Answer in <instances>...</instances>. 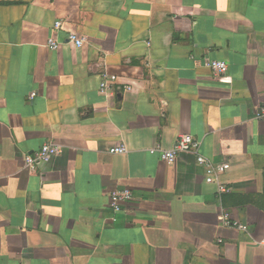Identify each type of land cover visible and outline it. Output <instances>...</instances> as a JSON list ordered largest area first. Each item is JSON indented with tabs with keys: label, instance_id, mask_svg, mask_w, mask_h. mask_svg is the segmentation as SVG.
Returning a JSON list of instances; mask_svg holds the SVG:
<instances>
[{
	"label": "crops",
	"instance_id": "crops-1",
	"mask_svg": "<svg viewBox=\"0 0 264 264\" xmlns=\"http://www.w3.org/2000/svg\"><path fill=\"white\" fill-rule=\"evenodd\" d=\"M70 30L83 47L47 46ZM105 70L135 89L101 93ZM263 105L264 0H0V264H264ZM182 134L231 164L227 192L161 159Z\"/></svg>",
	"mask_w": 264,
	"mask_h": 264
},
{
	"label": "built area",
	"instance_id": "built-area-1",
	"mask_svg": "<svg viewBox=\"0 0 264 264\" xmlns=\"http://www.w3.org/2000/svg\"><path fill=\"white\" fill-rule=\"evenodd\" d=\"M62 21H56L54 24V31L58 32L62 28ZM64 44H70L77 48H81L86 44V37L77 31L70 30L65 41L58 40L55 36H51L47 40V46L53 50L60 49ZM206 65L211 68L214 75L224 76L229 71V65L222 60L208 59ZM100 92L103 94L112 95L121 90L132 91L135 85L131 83H124L120 81L119 76L111 74L107 70L100 74ZM256 118L264 119V105L257 111ZM201 141L196 139L191 134H182L173 143L171 148L167 150H160V156L163 161L168 164H173L181 153L193 154L196 163L203 167L205 179L207 183L217 184L218 192L224 193L229 190V187L223 182L222 175L230 168L229 162L217 163L213 162L201 153ZM63 148L54 143L47 142L39 150L28 154L26 156V167L32 171H37L42 165L50 162L54 157L62 153ZM128 151L125 144L112 146L109 152L112 154H124ZM110 206L114 212L121 211L126 203L134 198L132 190L129 188L114 189L109 194ZM222 225L235 227L241 231L248 232L247 224L234 222L228 213L224 212L220 218ZM264 247V240H263Z\"/></svg>",
	"mask_w": 264,
	"mask_h": 264
}]
</instances>
